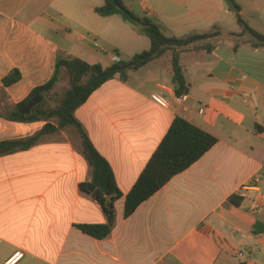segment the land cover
Wrapping results in <instances>:
<instances>
[{"label": "crops", "instance_id": "0c3cea01", "mask_svg": "<svg viewBox=\"0 0 264 264\" xmlns=\"http://www.w3.org/2000/svg\"><path fill=\"white\" fill-rule=\"evenodd\" d=\"M122 1L167 35L216 25L215 47L180 54L185 100L175 94L167 51L125 82L108 80L76 109L122 193L107 237L75 226L106 223L101 205L79 188L91 179V168L76 130L73 139L61 130L28 150L0 156V264L18 250L21 264H264V47L239 35L224 0ZM235 2L243 20L264 35V0ZM102 4L0 0V112L51 78L57 54L108 66L150 47L149 38L118 15L95 13ZM13 68L21 79L4 86L2 78ZM63 80L68 82L66 73ZM153 93L168 107L157 106ZM175 116L217 142L125 218V196ZM43 124L0 117V140L33 129L30 135ZM233 194L241 197L239 206L228 201Z\"/></svg>", "mask_w": 264, "mask_h": 264}, {"label": "trees", "instance_id": "16d2710c", "mask_svg": "<svg viewBox=\"0 0 264 264\" xmlns=\"http://www.w3.org/2000/svg\"><path fill=\"white\" fill-rule=\"evenodd\" d=\"M224 2L234 13L241 29L239 35H247L254 48L264 47V35L243 20L240 15V6L235 0H224ZM94 12L102 17L118 15L140 34L148 37L150 47L108 66H102L99 63L90 64L77 57H63L57 54L51 78L34 87L12 108L0 112V117L8 121L43 122V126L24 137L0 140V156L28 150L39 143L44 135L73 127L80 137L82 153L91 168V179L80 182L79 188L97 200L106 216L104 224H76L75 226L87 235L103 239L110 234L115 224L114 202L122 196V193L116 184L109 162L98 152L85 128L75 117L76 109L87 101L93 91L108 80L118 79L125 82L131 72L160 58L167 51L171 52L170 63L175 94L179 97L187 93L188 83L180 63V54L186 50H204L210 53L215 47L212 39L220 34V30L214 25L207 32H194L184 36L167 35L152 18L136 15L122 0H103V4L95 7ZM64 73L68 78V87L60 93L53 91ZM20 79V71L13 68L2 78V83L4 86H10ZM48 102L52 103V106L47 105ZM260 129L264 130V128ZM216 142L215 136L183 117L175 116L166 134L126 194L123 216L125 218L130 216L141 203L167 184L172 177L196 162ZM228 201L239 206L241 197L233 194L228 197ZM258 227L259 223H257Z\"/></svg>", "mask_w": 264, "mask_h": 264}, {"label": "built area", "instance_id": "2783aa9c", "mask_svg": "<svg viewBox=\"0 0 264 264\" xmlns=\"http://www.w3.org/2000/svg\"><path fill=\"white\" fill-rule=\"evenodd\" d=\"M180 100L186 99V93L179 96ZM151 100L159 107L161 108H167L169 103L168 101L160 94L153 93L151 94ZM203 111V108L199 110L201 113ZM23 258V252L21 250H18L11 254L8 259L4 262V264H21V259Z\"/></svg>", "mask_w": 264, "mask_h": 264}, {"label": "rangeland", "instance_id": "374dc122", "mask_svg": "<svg viewBox=\"0 0 264 264\" xmlns=\"http://www.w3.org/2000/svg\"><path fill=\"white\" fill-rule=\"evenodd\" d=\"M214 39H212V42H213ZM67 87H68L67 80H63V81L60 80L57 83V85H56V87H55V89L53 91H57V92L60 93V92L64 91ZM47 105L52 106V103L48 102ZM32 131H33V129L22 130V131L17 132V135H19V136H21V135H28ZM9 132L12 133L13 131H9ZM9 132H7V133L9 134ZM63 133L66 136L70 137L71 139H73V137L77 136V133H76V131H75V129L73 127H66L64 129Z\"/></svg>", "mask_w": 264, "mask_h": 264}]
</instances>
